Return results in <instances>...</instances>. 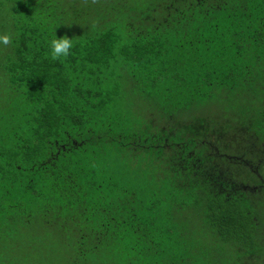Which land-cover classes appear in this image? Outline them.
<instances>
[{
  "label": "trees",
  "instance_id": "1",
  "mask_svg": "<svg viewBox=\"0 0 264 264\" xmlns=\"http://www.w3.org/2000/svg\"><path fill=\"white\" fill-rule=\"evenodd\" d=\"M1 13L0 264L261 261L264 0Z\"/></svg>",
  "mask_w": 264,
  "mask_h": 264
},
{
  "label": "clouds",
  "instance_id": "2",
  "mask_svg": "<svg viewBox=\"0 0 264 264\" xmlns=\"http://www.w3.org/2000/svg\"><path fill=\"white\" fill-rule=\"evenodd\" d=\"M92 2L95 3L96 0H92ZM11 42L12 37L10 34L0 35V43L7 46L11 44ZM50 46V56L52 60L67 57L69 55V49L73 46L72 38L70 39L67 36L57 38L55 36V38L50 41Z\"/></svg>",
  "mask_w": 264,
  "mask_h": 264
},
{
  "label": "rangeland",
  "instance_id": "3",
  "mask_svg": "<svg viewBox=\"0 0 264 264\" xmlns=\"http://www.w3.org/2000/svg\"><path fill=\"white\" fill-rule=\"evenodd\" d=\"M2 22H7L4 13H1V15H0V24H1ZM244 171L247 172V173L251 176V178H252L253 181H256L257 183H260V182L258 181V177H257V176L253 175V174H252L251 172H249L248 170H244ZM234 174L236 175V172H235V171H234ZM244 176H247V177H248V175H247L246 173L244 174ZM260 178H261V180L264 182V169L261 170ZM150 184H152V182H150ZM152 185H153V184H152ZM257 187H258V185H257ZM138 190H139V189H138ZM151 190H153V188H152ZM259 195H260V197H261L263 200H262L261 202H258V203L256 204V207L253 208V210H254V213H255V215H256V217H257V220H258V223H259L260 228H261V229H264V190H263L262 193L259 194ZM257 200H259V198H257ZM262 255H263V254H262ZM249 262H250V261H249ZM261 263L264 264V257H263V256H261V261H258V260L256 259V260H253L252 263L250 262V264H261ZM247 264H248V263H247Z\"/></svg>",
  "mask_w": 264,
  "mask_h": 264
}]
</instances>
